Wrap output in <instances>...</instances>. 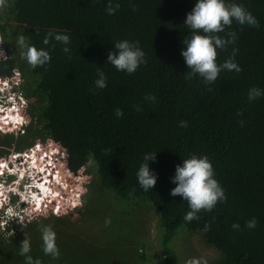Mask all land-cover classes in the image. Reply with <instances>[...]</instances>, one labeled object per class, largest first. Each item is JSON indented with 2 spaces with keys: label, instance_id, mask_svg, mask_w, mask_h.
Here are the masks:
<instances>
[{
  "label": "trees",
  "instance_id": "obj_1",
  "mask_svg": "<svg viewBox=\"0 0 264 264\" xmlns=\"http://www.w3.org/2000/svg\"><path fill=\"white\" fill-rule=\"evenodd\" d=\"M117 3L120 7L112 15L106 11L109 0H4L0 4L1 46L6 52L0 70L5 78L12 77L14 70L21 77L19 91L32 118L24 131L27 137L16 140L24 148L20 144L16 150L47 140L62 144L69 169L76 173L84 166L93 176L95 189H88L87 202L93 208L92 224L96 218L94 224L103 228L109 221L99 239L91 229L84 231L83 225L78 231L67 221L61 223L63 218L45 222L56 233L58 260L43 254L40 226L18 225L9 237L0 235V264H23L18 247L24 238L31 242L30 255L41 264H147L138 222H147L150 213L155 216L163 256L151 264H173L176 239L182 241L188 262H194L186 253L190 249L186 240L193 236L217 255L208 264H264V96L247 99L250 88L264 90V0H226L243 5L258 26L233 22L218 33L227 38L228 32H235L236 40L216 50V63L232 57L241 71L222 70L212 84L195 75L187 78L190 70L180 54L184 38L190 35L184 20L195 0H112L113 7ZM48 32L67 34L70 52L64 53L63 45L51 38L44 45ZM19 35L49 52L47 65L32 68L21 58L16 45ZM121 40L138 42L145 53L146 63L132 74L117 71L106 61ZM98 68L107 78L103 89L94 85ZM149 94L155 101L145 99ZM117 109L123 113L119 118ZM180 121L187 127H180ZM145 153H155L156 160L149 166L158 174L148 192L136 179ZM192 154L211 161L226 200L186 222L183 217L190 209L180 196L169 194L175 187L170 177L175 166ZM46 158L58 162L56 155ZM59 159L64 165L65 157ZM89 159L95 166H86ZM53 168L62 182L55 186L69 192L63 173ZM96 187L98 201L92 198ZM53 204L38 208L37 217ZM108 206L116 208L105 219ZM252 218L256 227L248 229L246 221ZM128 222L133 230L124 233L122 227ZM233 224L239 229H233Z\"/></svg>",
  "mask_w": 264,
  "mask_h": 264
},
{
  "label": "clouds",
  "instance_id": "obj_2",
  "mask_svg": "<svg viewBox=\"0 0 264 264\" xmlns=\"http://www.w3.org/2000/svg\"><path fill=\"white\" fill-rule=\"evenodd\" d=\"M3 2L4 0H0V4H3ZM119 7L120 5L118 3L113 7L112 0H109V5L106 11L109 15H112L116 10L119 9ZM233 22L237 23L240 26H258V21L256 20V18L241 4L226 3V0H195L193 8L189 13L186 14L184 20V25L190 32V35L184 38L182 42L183 47L180 52L187 69L190 70L187 72V78H191L195 75L201 78L205 84H212L217 80L218 75L222 70H234L237 73L241 71L240 67L237 63L234 62V59L232 57L221 64L216 63V50L223 49L227 45L235 43V32H228L227 38L218 35V33L224 32L226 27H230ZM49 38L63 45L62 51L64 53L70 52V37L67 34L48 32L44 37L42 43L44 45H48ZM16 45L21 50V58L26 61V63L32 68L45 66L50 61V54L45 48L38 49L37 47L28 43L25 36L23 35L17 36ZM113 47L116 51L113 52L110 50L107 54L106 61L110 63L117 71L132 74L138 69L140 65L146 63L145 53L139 47L138 42L121 40L115 42ZM236 51L237 50L233 48V57L235 56ZM97 77L98 78L94 81L95 87L97 89L105 88L107 78L105 76V73L99 70V68L97 70ZM10 88L12 87L8 82L0 79V104L1 100L7 98L9 94L15 96L17 99H22L24 102H26V100L21 96L19 88L9 93L8 89ZM262 96H264V90L258 87L250 88L247 93V99L249 102L254 101ZM145 99L149 101H155V97L150 94L146 96ZM17 109L18 106L15 105L14 107H12V110L10 112L14 113L17 116L16 119H20L22 121L21 117L23 116V111H21V109ZM139 110L140 109L137 108V111ZM8 111L9 109L6 110L2 105H0L1 121L8 116ZM19 111L21 117L17 114L19 113ZM122 114L123 113L120 109H117L115 112V115L118 118ZM21 121L16 123L14 122L15 124L13 125L9 123V125H12L13 130H17L18 125L21 124ZM179 126L187 127V122L180 121ZM0 133H2L1 129ZM52 147H50V151L40 153L42 154V156H38L37 164L41 165L42 160L48 155H55L52 152ZM155 153H145L143 156V160L136 172L137 183L144 192L152 190L158 178V174L154 169H150L149 166V161L154 163L156 160ZM60 156L64 157V154L62 153L60 154ZM30 163L25 165L27 170L31 165H33V170H36L35 164H33L32 162L30 165ZM86 166H95V161L89 159ZM41 169L42 168L38 169L39 173L41 172ZM66 174L68 176L67 168ZM82 175L78 176L77 178H80L81 180ZM28 180L30 181L29 176ZM51 180L54 184V193H56V199H54L53 205L44 207L47 211H49V209L51 210L52 207H54V209L47 212V214L51 215L53 212L60 211L61 209H59L58 211L55 210L59 205H64L67 206V208L75 209L78 205L74 203L73 197L70 198L69 202L67 203L64 199L61 204H56L55 201L59 202V200L61 199V195L65 192L60 189V186L62 185L55 186L57 184H62V182L56 181L54 175H51ZM170 182L173 183L175 187L170 190L169 194L173 197L180 196L183 201L187 202L188 208L190 209L183 217L184 221L186 222H191L192 220L197 219V213H199L201 210L209 212L215 207L217 202L223 203L226 200L224 189L221 187L217 179H215L213 166L207 156L202 155L197 157L195 154H192L188 158L182 159V163L175 166L174 174L170 177ZM42 184H46V181H43ZM76 194L77 193H74L73 196L76 197ZM8 200L9 198L7 197V202L5 203H8ZM32 203L34 204V207H32L31 210H36L37 204L35 202ZM3 209L5 210L6 208L4 207ZM68 211L70 210H67L66 212ZM105 223L107 224L109 223V221L106 220ZM245 227H247L248 229L255 228L256 219L252 218L251 220L246 221ZM232 228L239 229V225L233 224ZM39 231L41 234V248L43 254L45 256H49L52 260H58L61 253L56 243L55 231L50 225L47 224H41ZM18 248V255L23 257V264H41L39 258L33 259V257L30 255L31 242L28 238H24L20 242ZM193 264H195V262H193Z\"/></svg>",
  "mask_w": 264,
  "mask_h": 264
},
{
  "label": "rangeland",
  "instance_id": "obj_3",
  "mask_svg": "<svg viewBox=\"0 0 264 264\" xmlns=\"http://www.w3.org/2000/svg\"><path fill=\"white\" fill-rule=\"evenodd\" d=\"M0 40L2 41L1 36H0ZM5 54H6L5 49L4 47L1 46V42H0V61L3 60L2 58L5 57ZM2 73H3L2 70H0V79L8 82L9 85L12 87L8 89L9 93H11V91L18 89L20 87L19 84L21 83V77L19 76L16 70L13 71V76L10 78L3 77ZM22 101H23L22 99H17L15 96L9 94L7 98H4L1 100V104H0L6 110L9 109L7 114L13 115L15 116V118H17V116L14 113L10 112L12 110V107L17 105L18 106L17 110L21 109V111H23L22 117L20 116V111L19 113H17L21 117L22 121L20 119H16L14 121V122L21 121V124L18 125L17 130L12 129V125L14 124V122L9 121V123H11L12 125L8 126V131L5 132L1 129L2 133L4 134L0 133V150L3 153V155H1L2 159H0V163H2L1 165H4V166H0V183L1 185L4 186L3 191L4 193H6L7 197L9 198L8 203H5V201L0 200V235L1 234L5 235V238L9 237V235H12L16 232L17 228L15 227H17L18 225L24 226L25 224L26 225L33 224L35 227H39L41 224H44L45 222H51L50 220L52 218H63L61 220V223L67 221L70 224H73V226H75L78 231H80L79 226L83 225L82 228L84 231L91 229L93 232H96L97 239H99L102 234L105 235V233H103L102 231L103 228L108 229V226L107 224H104L102 228L101 223L94 224L98 222L96 218H94L95 222L93 224H92V221L90 220L89 216H91V213L93 212V208L90 209L87 203L88 195H89L88 189H90L91 187V189L94 190L95 188L92 186L93 176L86 171L85 167L84 166L80 167V170L76 173L72 172L68 167V164H67L68 155H66L64 147L61 146L62 144L51 143L50 140H47L49 142L43 141L44 142L43 144H37V143L33 144L32 146H29L28 149L26 148L23 151H19L20 154L15 151V149H17L18 147L17 146L18 142L16 140H18V138L20 137H23V138L27 137L24 131L26 127L31 124V121H32V118L28 114V102L23 101L22 103ZM0 122L2 123L1 120ZM1 127L2 125H0V128ZM20 144H21V148L22 147L24 148L23 144L22 143ZM36 147H38L39 151L36 150ZM50 147H52V152L56 155L58 162L54 163L49 158H44L42 162H48L49 164V160H50V163H52L55 169L57 171L60 169V171L63 173L62 178H63L64 184L72 187V188L70 187L69 192H66L67 190H69V189H66L65 193L61 195V199L59 200V202L57 201L55 202L58 205V204H61V202H63V200L65 199L67 203L69 202L70 198L73 197L74 203L77 204L78 206L75 209H72V208H67V206H64V205H59L55 210L57 211L59 209L61 210L58 211V214L56 215L53 213L51 215L47 214V212L52 211V209H54V207H52V209L51 210L49 209V211H43L45 212V214L43 216H40L41 218L33 217L31 215L32 212L30 210L32 207H34V204L31 201L25 202L23 198L27 199L25 196L26 194L23 195L22 193V192H25L28 187H31L30 181L28 180L29 173L25 174L24 176L25 178L22 179L21 176L19 175V170L17 167H20L22 165L21 163H24L25 161H28L24 163L25 165L29 164L30 162L31 163L33 162L34 164V162L38 160V156H36V153H34V156H33V152H37V153L47 152V151H50L49 150ZM62 153L64 154V157H65V165H62L59 162L60 161L59 156ZM24 154H28V155L25 156ZM39 156H42V154H40ZM18 159L21 161V163L17 161ZM66 168L68 171V176L66 174ZM51 172H53V170H51ZM80 175H82L81 180L80 178H77ZM12 185L14 186L12 188H9V186H12ZM98 188L99 187H96L95 192L92 194V198L97 201L100 199ZM74 193H77L76 197L73 196ZM80 194H81V197H80ZM51 198L53 200L56 199V193H53L51 195ZM4 207L6 208L5 210L3 209ZM83 207L85 208L82 209ZM93 207L95 208V204H93ZM115 208L108 206V209L110 210L106 214H104L105 219H109V213L112 210H115ZM67 210H70V211L66 212ZM67 214L72 215V216L68 217ZM154 217L155 216L150 213L147 216V222H143V221L138 222L140 230H143L144 232V239L142 240H144L145 242L143 244L141 243V245L144 246L143 253L149 259L148 261L149 263L147 264H151L152 261L153 262L157 261L159 259H162L163 257L161 249L159 248V243L161 239L158 236L156 228H155L156 221ZM110 218L112 219V217ZM122 229L124 233L131 232L133 230V223L128 222L125 226L122 227ZM118 232H120V228ZM86 239L87 238L85 237L84 240ZM110 240H111V237L109 238V241ZM186 243H187V246L190 248V249L186 248V253L190 255V259H192L196 264L198 263L208 264L217 259V255L214 252L210 251L209 249L207 248L205 249L197 237L195 236L191 237L190 239L186 240ZM181 244L183 245L180 239H176V241H174L172 244L171 256L174 259L173 264H184V261L188 264H192L193 262H188L189 257H186L185 255L182 254V252L185 251V247L184 246L182 247ZM138 245L139 243H136L137 249H139ZM127 248H129V246H127L126 249Z\"/></svg>",
  "mask_w": 264,
  "mask_h": 264
},
{
  "label": "bare ground",
  "instance_id": "obj_4",
  "mask_svg": "<svg viewBox=\"0 0 264 264\" xmlns=\"http://www.w3.org/2000/svg\"><path fill=\"white\" fill-rule=\"evenodd\" d=\"M15 120H16V118L14 116L8 114V116L2 120V123L0 124V125H2V127L0 129L7 132L8 131L7 123H8V126H10L9 121L14 122ZM19 162L21 163L20 160H19ZM25 162H28V161H25ZM24 163H21L22 166L20 168H18L19 175L21 176L22 179H24L25 174L29 173L28 176H29L30 181H31L30 182L31 187H28L25 192H22L23 195L26 194L25 196L27 198V199L23 198V200L27 201V202L28 201L35 202L37 204L36 210H30L32 212L31 215L33 217H37L38 208L43 207L46 204L54 201L51 198V195L55 192L54 184L51 180V175L55 176L56 181H58L59 176H56L54 174V168H53L54 166L52 165V163H50V160H49V164H48V162H41V165L37 164V161H35L34 164L36 166V168H35L36 170H33V168H32L33 165H31L29 167V169L27 170ZM39 168H42L40 173L38 171ZM51 170H53V172H51ZM43 181H46V184L43 185L42 184ZM13 186L14 185L9 186V188H12ZM3 189H4V186L1 185V183H0V193H1L0 199H3V200H5V202H7V195H6V193H4Z\"/></svg>",
  "mask_w": 264,
  "mask_h": 264
},
{
  "label": "flooded vegetation",
  "instance_id": "obj_5",
  "mask_svg": "<svg viewBox=\"0 0 264 264\" xmlns=\"http://www.w3.org/2000/svg\"><path fill=\"white\" fill-rule=\"evenodd\" d=\"M18 145H20V144L18 143ZM18 145H17V146H18ZM17 146H16V147H17ZM10 148H11V147H10ZM11 149H12V148H11ZM15 151H16L17 153H19V151H18V150H16V149H15ZM1 155H3V153H2V152H1V150H0V156H1ZM0 159H2V156H1V158H0ZM17 161H19V159H18ZM4 162H5V161H4ZM0 164H1V163H0Z\"/></svg>",
  "mask_w": 264,
  "mask_h": 264
},
{
  "label": "built area",
  "instance_id": "obj_6",
  "mask_svg": "<svg viewBox=\"0 0 264 264\" xmlns=\"http://www.w3.org/2000/svg\"><path fill=\"white\" fill-rule=\"evenodd\" d=\"M22 103H23V101H22Z\"/></svg>",
  "mask_w": 264,
  "mask_h": 264
}]
</instances>
